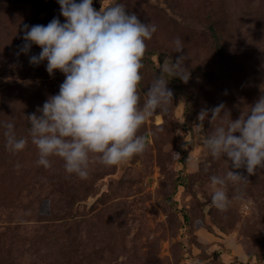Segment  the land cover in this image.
<instances>
[{
	"label": "rangeland",
	"instance_id": "rangeland-1",
	"mask_svg": "<svg viewBox=\"0 0 264 264\" xmlns=\"http://www.w3.org/2000/svg\"><path fill=\"white\" fill-rule=\"evenodd\" d=\"M114 2L157 25L140 70L141 103L166 59L184 56L190 78L169 81L173 104L138 132L147 140L143 154L122 165L95 162L87 179L67 174L57 157L50 169L38 166L30 142L8 151L0 129V264H264V169L235 170L249 183L229 185V195L245 198L217 210L209 177L227 166L207 153L195 127L202 109L223 103L235 120L264 95V0H93V7ZM54 17L63 22L57 0H0V121L13 120L18 137L29 136L26 117L65 78L50 76L46 61L29 63L37 46L20 51L23 25ZM219 123L204 121V133Z\"/></svg>",
	"mask_w": 264,
	"mask_h": 264
},
{
	"label": "clouds",
	"instance_id": "clouds-1",
	"mask_svg": "<svg viewBox=\"0 0 264 264\" xmlns=\"http://www.w3.org/2000/svg\"><path fill=\"white\" fill-rule=\"evenodd\" d=\"M57 3L63 22L54 17L47 25H23L20 51L27 54L37 46L41 51L31 55L29 63L38 66L46 61L50 76L59 71L65 78L58 93L26 117L28 137L17 136L13 120L0 121V129L8 151L19 153L30 142L37 149L38 166L50 169L51 158L57 157L67 174L87 179L95 162L122 165L146 151L147 140L138 135L139 130L173 104L169 81L177 78L187 83L190 72L184 56L175 62L166 59L141 103L140 70L144 68L146 42L157 32V25L142 23L120 2L103 10H96L93 0ZM173 43L175 53H181L184 42L177 37ZM197 120L203 147L227 166L224 174L209 177L211 205L224 212L235 200L245 198L243 192L230 196L229 185L249 183L247 176L235 170L243 168L252 176L264 169V95L235 120L223 103L202 109ZM206 120L220 121L211 134L204 133Z\"/></svg>",
	"mask_w": 264,
	"mask_h": 264
}]
</instances>
